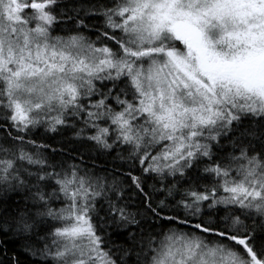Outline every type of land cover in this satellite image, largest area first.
<instances>
[{
    "label": "snow or ice",
    "instance_id": "6c2138e0",
    "mask_svg": "<svg viewBox=\"0 0 264 264\" xmlns=\"http://www.w3.org/2000/svg\"><path fill=\"white\" fill-rule=\"evenodd\" d=\"M0 264H264V0H0Z\"/></svg>",
    "mask_w": 264,
    "mask_h": 264
}]
</instances>
